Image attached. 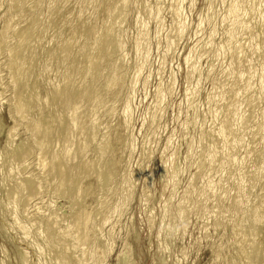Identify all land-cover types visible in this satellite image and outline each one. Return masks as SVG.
Returning <instances> with one entry per match:
<instances>
[{
    "label": "bare ground",
    "instance_id": "1",
    "mask_svg": "<svg viewBox=\"0 0 264 264\" xmlns=\"http://www.w3.org/2000/svg\"><path fill=\"white\" fill-rule=\"evenodd\" d=\"M30 1L31 0H12L11 4L6 6L7 8L5 9V13H7L8 18L0 32V53L4 52L6 55L5 56L3 53L4 57L6 58L3 57L5 59V63L2 62L4 64H2L0 68L3 69L2 72L5 73H3V75H6L5 77L7 78L6 83L9 86L8 88L11 87L9 89L11 95L8 94L10 95V98H7L9 101L6 100V102L8 105L7 114L12 121V125L9 126L6 131L5 144L0 154V173L1 179L4 182L5 187L3 188L7 201L5 208L7 209L10 217L13 219V230L19 231L21 233L23 241L25 239L28 240L27 238H29L28 236L30 235L36 239L34 240L36 243L38 242V239L41 240V247L38 244L36 245L39 246L37 247V255L39 257L45 256L48 258L50 262H48L49 264H103L104 260H106L108 256L109 249H111L110 252H112V248L114 246H112L113 244H111L109 240V243L102 242L101 239L103 238L101 233L104 227L108 225L114 216H116V219L119 220L117 217L119 215L118 213L122 210V206L127 204L129 196L131 195L129 183L128 186L124 183V185L127 186H125L126 189L123 188L124 186L121 188V194L119 195L120 201H116L119 203V206L118 204L117 206L113 204L116 207L107 206L106 201H108L109 197L106 198V201L104 200L97 204L95 203L96 205H94L92 208L87 206V201L92 200L96 192H98V190L100 191L101 188H104L103 186L107 187L106 184L111 182L114 179V176L115 179L119 176H116L115 174L117 173L115 172L117 163L120 161L113 158V153L118 145L125 144L128 141L126 136L123 137L117 135L119 128H127L126 130H129L128 125L130 124L129 120L131 115V105L128 98H126L127 100L125 101L123 107H120L121 122L118 123L114 129L115 137L113 139L110 138L107 131L110 126L108 125V127H105L107 125V123H105L106 125L103 128L104 133L101 134L99 141L96 140L98 138L96 135L99 133V129L102 128L100 122L101 120L98 118V115L102 113L104 117V113L107 114V116H109L108 122L109 120L113 119V116L116 114L118 115V113L115 114L117 110L114 102L117 98L121 97H119L118 90L121 88L123 80V77L119 75L118 71L120 68H124L127 60L125 58L127 57L125 53L119 55L118 58H112L113 56L115 57V53L118 52L120 54L122 49H124V46H126V40L124 39L126 34L123 37L124 34L122 33L125 30L123 31L122 25L126 23V7L128 6V0H84V5L81 3L83 5L81 7L82 9H80L77 14H73L75 13L73 11H76L74 8L72 11L73 13L68 12L66 15H64L63 9H65V6H68L69 3H67L65 0L61 2L59 0H46L45 2H42V0H32L33 3L30 5L32 8L29 7ZM183 1L184 0H174L172 1V4L170 3V15L174 21V26L171 32L169 31L170 36H167L168 39L166 38L165 40L166 51L174 50L179 38L184 34L185 20L183 21V13L181 10ZM222 1L227 2L228 4L227 9L225 10V17L223 16V22L227 24L226 35L228 38L221 46L222 48L223 46L225 48L227 46L229 49L230 47L233 49V54L231 53L232 55L229 58L228 67L229 72L232 74V81L229 82L230 87L228 89L224 88L221 80L217 82L215 81L216 83L215 85L213 84L214 87H212L213 90H210L212 92H210L209 97L207 96L208 99L210 97L212 98V96H215L216 98L213 106V116L216 120L220 117V124L218 125L219 129L217 130L218 135L220 134V136L223 137L222 144H217L215 142L211 143V146L209 147L210 149H208L209 152L207 151L208 154L206 156L210 160V166L208 165L210 169L208 172L206 169L207 173L205 175L209 189V193L207 194L211 195L212 193H217V197L215 200L212 199V201H214L212 202L210 208H208L204 203L201 207L197 206L201 202V199L204 195L202 189L205 188L203 187L202 189L197 190L194 188L197 176L200 175L202 169L204 168L203 163L204 161L207 162L205 156L201 154L204 156L203 159L205 160H203L201 157L200 158L202 160L198 159L201 161H198L199 164L197 172L194 177L192 176V181L190 180V184L187 185V189H185L183 192V196L176 207V214L180 218L182 224L185 226L189 224H186V222H188L187 218L192 211L195 210V214L198 210L202 211L203 218H212V226L215 232L229 229L232 237H240L242 239L241 242L244 245L243 247L235 245V248L233 246L235 255L230 260H228L229 264H264V249L261 245L262 236H264V120L259 121L256 124L254 123L255 125L251 124L252 119L255 117L257 119V116L253 118L256 113L254 111L257 108H259L261 117L264 118V107H259L258 105V103L260 104V102H258L259 99L264 100V11H261L260 4H257V2L256 4L255 2L253 4L251 3L252 1L250 2L249 0ZM64 2L67 4L65 5ZM156 3L157 4L154 8L147 7V4L145 5L143 0H138L137 3H134L135 5H133L134 10L132 9V16L135 22V34L133 43L131 42L133 45H131L133 46L132 51H134V56L132 55L133 63L129 67L131 69L130 72H132L131 79L128 82L129 84H127L128 89L130 90L129 92L134 90L136 87V82H138V79L140 78V74L146 70L145 66H147L146 62L149 54L148 25L150 21L157 20L155 21L157 22V29L155 33L156 36L158 35L161 28V20L163 18L160 20L159 15L162 10L161 5L163 3H159V1ZM87 5H92L94 10H98L100 5L106 7V10L104 9L105 11L103 12L100 23H98V18L94 19V21L91 23L86 22L84 18L85 15L82 16V13L85 12L84 8H87ZM43 8L46 9L47 15L45 17V21L42 22L44 23L42 28L38 30L36 27L39 24V20L42 21L40 19L42 16L40 13L42 12L41 9L43 10ZM23 9H25L26 12ZM257 9H260L262 13L259 21L262 38L261 41L259 40L260 42L257 48H255L256 50H254V54L258 53L260 55V64L258 63L259 69H255V67H253L254 64L251 63L249 56L247 57L244 54L246 49L245 44L247 46L248 43H237L239 35L243 33H238V35L237 29L241 27L244 30L249 22H251V20H249L250 14ZM87 14L88 13H86L87 18H89L90 15H93L89 13V16H87ZM97 14L95 13V15ZM16 17H18L19 20L23 19V23H21V25H19V22H16L18 20ZM211 18H213V16ZM87 21H91V19ZM199 22L200 23L198 24L200 27V25L203 24V21ZM50 30L54 31L52 32L53 34L51 33L52 35H50L51 40H54V38H61L64 34V37H62L63 39H61L56 45L54 44V47L52 48L49 47L53 46V41L51 42L52 45L51 43H48V46H46L47 43H44L47 31ZM249 31L246 32L249 33ZM243 35L241 37H243ZM158 37L160 38V36ZM208 37L209 38L206 41L204 40L205 42L201 47L204 51L208 47L212 46L210 45V42H213L211 40L213 37V31H210ZM248 40H246V42ZM191 53L186 54L184 57L187 78L197 72V63L192 59ZM214 57L215 56L213 55V58ZM162 61L159 63L160 67L166 65L165 61ZM197 61H199V59ZM129 62H131V60ZM37 66L41 70L39 71L40 74L36 73ZM239 67H242V69ZM126 69L125 73L127 72ZM162 72L163 71L161 68H159L156 73L157 79L160 77V75H162ZM229 72L227 71L226 73L228 74ZM256 72L258 73L256 74L257 78L255 77ZM1 74L2 73L0 70V81L2 82L5 77L3 76L4 78H2ZM50 75L53 77L52 80H50ZM40 79H42V83ZM168 79L170 82L169 85L171 86L170 87L168 85V92L170 94V91L174 86L172 84V74ZM148 81L149 78L147 74V77L144 79L142 89H144ZM158 81L161 84L159 79ZM254 82L257 84V87L255 88H253V84H255ZM224 83L227 85L225 81ZM5 84L3 83L0 89L1 100L3 99V94H5L4 90L7 89ZM189 84L190 82L188 85ZM185 87L188 86L186 85ZM257 89L260 90L261 97L256 96L255 93ZM158 90L156 92V96H153L155 101L152 100L155 102H152L155 105H160V103L163 102V96H165L163 95L161 97V93L158 92ZM194 90L195 89L191 90V88L190 90L188 88L184 90L186 92L185 96L188 95L186 97H189V100L194 97ZM42 92L45 95H41ZM122 93L123 92H121L120 95H122ZM227 99L229 100V103H226ZM117 102L121 103L120 101ZM155 105H153V107ZM152 108L149 109L152 110ZM155 108L153 109L154 111ZM223 108L226 109H224L225 112L222 110ZM155 113L157 112H154V114ZM148 114L151 113L148 112ZM151 115L153 118V112ZM157 115L155 114V117ZM251 117L252 119H250ZM104 120L105 119L102 121ZM115 121L117 122V118ZM115 124L116 123H114V125ZM110 125H112V123ZM20 127L22 128V134H24L25 137H22L23 139L19 140L18 145L13 147L12 142L16 136L15 132ZM155 133L156 130L154 132V136ZM245 137L247 139V146L249 147L247 150H245V152L243 151V155L241 154V157L237 159V155L235 156V154H237V147H242L239 146L238 143L243 144L242 140H244ZM198 138L200 137L198 136ZM213 140L216 139L214 138ZM218 140L220 139L218 138ZM92 144H94V148L92 150L93 155L90 157L89 148ZM147 146H145V148ZM130 148H132L131 145ZM145 148L142 150L139 160L146 159L145 153H147L149 157L151 151L149 152L148 149L146 152ZM221 153L223 156L224 153L226 154V161H222L219 158V156H222L219 155ZM176 155L174 152H172L170 156V170L174 169ZM218 171V178L213 182L214 179H211V173L215 172L214 174H216ZM234 171L236 172L234 173ZM120 174L123 176L124 172L123 174ZM171 176H173V173H170V177ZM175 177L176 176L172 177V185L174 188L176 186ZM125 180L128 181L129 179L126 178ZM146 184L147 183H145V185ZM166 187H168V185ZM111 193L109 192V195ZM46 194L47 197H45ZM143 194L144 192H142V195ZM190 196L194 197L195 201L193 203L195 204H190ZM53 198L65 199L64 201H66L67 208H69V213L62 215L58 208H54ZM147 198H149V196ZM96 199L99 200L98 198ZM226 199H228L227 203ZM144 200L146 201L145 198ZM170 201L171 200H166L163 206V212L166 213V211L169 209L168 207ZM43 208L46 210L43 211ZM30 209H33V211L31 212ZM44 212L46 213L45 215H43ZM120 216L121 215H119V217ZM111 221L113 222V220ZM112 222L109 224L110 226L109 229H107L108 231H106L105 235L107 237H112L113 235V233L111 235V230L113 227ZM60 223L62 224L60 225ZM225 232L222 233L224 234ZM111 237L109 239H111ZM109 246H112V248H109ZM231 248L229 249L231 250ZM74 251L77 253V255L72 256ZM125 251L126 250H124V252ZM220 253L223 252H221V249L219 248L213 250V260L215 263L218 261ZM109 255L111 254L109 253ZM22 256V259L24 262H26L28 260L27 256H24V254ZM223 260L225 261V258ZM120 264H122V262Z\"/></svg>",
    "mask_w": 264,
    "mask_h": 264
},
{
    "label": "rangeland",
    "instance_id": "2",
    "mask_svg": "<svg viewBox=\"0 0 264 264\" xmlns=\"http://www.w3.org/2000/svg\"><path fill=\"white\" fill-rule=\"evenodd\" d=\"M45 1L46 0H42V2H45ZM59 1L61 2L64 0H59ZM65 1L69 4L67 6L66 5L67 3L64 2L66 5L65 9H63L64 15L68 14V12H71V13L75 12L73 14H77L79 12V10L82 9L81 7L84 5V2H83L84 0H69V1L65 0ZM137 1L136 0H128V6L126 7V11H127V16H126V20H125L126 23L123 24L124 27L122 25L123 31L125 30L124 31L125 33L124 32L122 33V34H124L123 37L126 34V37L124 38L126 40L125 41L126 46H124V49H122V52L120 54L117 52L118 54L115 53V57L113 56V58H112V59L118 58L119 55L125 54V53H126L125 55L127 57V58H125V59H127L126 63H125V65H127V66L124 65V68L123 69L120 68L118 71L119 75L121 77H123L122 78L123 79L122 80V86L118 90L119 91V97L120 96L122 97V98L120 97L122 101L120 100V98H117L116 100L120 101L121 103L117 102L116 100L114 102V104L116 105L115 106L116 110L117 111L119 110L118 112L116 111L115 114L118 113V115L114 114L115 116L112 117L114 120L112 118H110V119H112V120H109L110 123L108 122L109 116H107V114H105L103 112L104 117H103L102 113L98 115V118H100V120H101L100 122H101L102 128L99 129V133H98L99 136H98V134L96 135V137H98L96 140L99 141L101 134L104 133L103 128L106 125L105 123H107V125L105 127H108V125L110 126L109 127L110 129L108 128L109 130L107 129V131H108V135L110 136V138L113 139L115 137L114 136V134H115L114 129L116 128V125H118V123L121 122V118H120L121 108L125 104V101L127 100L126 98H128L130 100L129 103L131 105V111H130L131 115H130V120H129L130 124L128 123L129 124L128 125L129 130H126L127 128L126 129L119 128L117 131L118 136H123V137L126 136L128 141L129 140L130 141H129V143L127 141V143H125V144L118 145L116 147L114 153H113V158L115 160L120 161V162L117 161L118 163H117L116 172H115V173H117V174H115L116 176L119 175L118 177H116V179L117 178L118 179L116 181L115 176H114V179L112 180L113 182L111 181L108 184H106L107 187L103 186L104 188L103 189L101 188L100 191L98 190V192H96V194L94 195L92 200L87 201L88 202L87 206H90L92 208L97 203L104 201V200L106 201L107 200L106 198L109 197L108 201H106L107 206L113 207L114 205L117 206V204L119 206V203H117L116 201L117 200L120 201L119 195L121 194L120 193L121 188L124 186L123 188L126 189V187L128 186V183H129L131 195L129 196V200H128L127 204L122 206V208H121L122 210L120 209L121 214H120V212L118 213L119 215H121L120 217H119V215L117 216L119 220H117L116 216H114L113 219H111V220H113V222L110 220L108 225L106 227H104V229L102 230V233H101L102 238H103V239H101V241L102 242H108V243L110 241L111 244H113L112 246H114L113 248H112V246H109V248L113 249L112 252H110L111 249H109L107 247L109 249V253L111 255H109V253H108V256L106 258L107 261L104 260L103 264H120L121 262H122V264H126V263L127 264H130V263L131 264H160V263L161 264H229L228 260H230L235 255V253H234L235 252V250H234L235 245L241 246V247H243V245H244L241 242L242 239L240 237H238V238L232 237L229 229H226L224 231L219 230V231L215 232L213 229V226H212V223H213L212 218H208V219L203 218V214H202L203 212L202 211L198 210V211H196V214L194 212L195 210L192 211L191 214H189V216L187 218L188 222H186V224L187 223H189V224H187L185 226L182 224L180 218L176 214L177 204L180 202V199L183 196V192L185 191V189H187V187H188L187 185H189L190 182L192 181L191 180L192 176L193 177L195 176V174L197 172L198 164L204 158V156H205L207 162L204 161V163H203L204 164L203 165L204 170L202 169L200 175L197 176V179H196V182L194 185V188L196 190L202 189L203 187H205L202 189L203 194H204L203 198L201 199V202L197 206L201 207V206H203V203H204L208 208H210L212 202L217 197L216 196L217 193H212L213 195L209 194L210 196L207 194V193H209V189H208V184L206 182L205 175L208 172V170L210 169V167H209L210 166V163H209L210 160L206 156L209 152L208 149H210L209 147L211 146V143L215 142L217 144H222L223 143L222 142L223 137L220 136V134L218 135V130H217V129H219L218 125L220 124L219 123L220 117L217 119L219 121H217L216 119H214V116H213V106H214V102L216 101L215 100L216 98H215V96H212V98L210 97L208 99V97H209L210 92H212L210 90H213L212 87H214V85L217 81L221 80L224 88H226V89H228L230 87L229 82L232 81V74L229 72L228 67H229V58L233 54V49H232V47H230V49H229L227 46H226V48L224 46L222 48V46H221L222 44H224V42L228 38V36L226 35L227 24H225L223 22L225 14H226L225 10L227 9L228 4H227V2H224L222 0H216V1L215 0H195V1L194 0H184L183 5L181 7V10L183 13L182 18H183V21L185 20L184 21L185 22L184 34L182 35V37L179 38V41L177 43L178 47L176 45L174 50H170L171 51L170 52V51H166V48H165L166 47V44H165L166 41L165 40H166V38L168 39V37L170 36L169 31L171 32V30L174 26L173 25L174 21L170 15L171 14L170 13L171 12L170 6L172 4V1H174V0H157V1L156 0H143L145 5L147 4L146 6L149 8H154L157 4L156 2H158V1H159V3H163L161 5L162 10H161L160 15H159L160 20L162 18L163 19L161 20V28H160L157 36L155 35L156 29H157L156 28L157 22H155V21H157V20H151L149 25H148V29H149V46H148L149 51L148 52H149V54H148L147 62H146L147 66H145L146 70H144L145 68L143 69L145 72L143 71L140 74V78L138 79V82H136V85H135L136 87L134 88V90L132 92H129L130 90L128 89L127 84H129L128 82L131 79V75H132L131 74L132 72H130L131 69L129 67L133 63L134 51H132V48H133L132 43H133V38H134V34H135L134 33L135 32V28H134L135 22H134V19L132 16L133 15L132 9L134 10L133 5H135L134 3H137ZM249 1L250 2L252 1L251 3H253V4H254V2H255V4L257 2V4L261 5L260 6L261 11H264V3H263L264 0H257V1L256 0H249ZM11 2H12V0H0V3H1L0 4L1 9L0 10L1 11L3 10L2 12L0 11V32H1L2 28L4 27L5 22L8 18L7 13H5V11H6L5 9L7 8L6 6H8V4L10 5ZM221 2H222V4H221ZM32 3H33V1L31 0L29 3V7H30V5H32ZM223 7H225V8H223ZM30 8H32V6ZM93 8L94 7L92 5H87V8H84L85 12L83 11L84 13H82V16L85 15L84 18H85L87 23L88 22L91 23L94 21V19H97V18H98L97 20H99L98 23H100L101 22L100 20H102L103 12L106 10V7L103 5H100L98 10L100 9L101 11L100 10L99 11L94 10ZM73 9L76 11H73ZM88 9H89V11H88ZM90 9H92L94 11H92ZM23 10L26 12L25 9H23ZM41 11L42 12L40 14L42 16L40 17V19L42 21L39 20V24L36 27V28H38V30L42 28V26L44 24L42 22L45 21V17L47 15L46 9L43 8V10L41 9ZM129 11H130V14H129ZM261 11H260V9L254 10V12L250 14L249 20H251V22H249V20H248L249 24L247 22L248 25L244 28V30L241 27L238 28L239 30L237 29V31H238L237 34L238 33L240 34L243 32L240 35L238 34L239 37L237 39L238 40L237 43H239V42H240V44L241 43L243 44V42L248 43L247 46L245 44L246 49H245L244 54L247 57L249 56L251 63L254 64V66L253 65L252 66L255 67V69H259L258 63L260 64V61H259L260 55L258 53L254 54V50H256L255 48H257V46H258V44L262 38V34H261L260 26H259L260 17L262 14ZM94 12L96 14L97 13L98 14L95 15ZM86 13H88L87 16H89V13H91L93 15H90L89 18H87ZM99 14L101 17L99 16ZM94 16H95V18H94ZM212 16H213V18H211ZM16 18H18V17H16ZM16 18H14V19H16ZM89 19H91V21H87ZM206 19H208V20H206ZM18 20H19V18H18ZM18 20L16 22H19V25H21V23H23V19H20L19 21ZM199 21H203V24L200 25L201 29H200L199 24H198V23H200ZM220 22H222V23H220ZM245 29H247V30H245ZM200 30H202V31H200ZM249 30H251V31H249ZM210 31H213V37L211 39L213 42H210L211 43L210 45H212V46L208 47L206 49L207 51L206 50L204 51L201 47H202L203 43L209 38L208 36H209ZM239 31H241V32H239ZM244 31H245V33H244ZM246 31H249V33ZM52 32H54V31H52V30L47 31V35H46L47 39H46V37L44 39L45 40L44 43L45 44L47 43L46 46H48V43H51L53 41L52 42L53 46H50L49 48L54 47V44L56 45L57 43H59V41L61 39H63L62 37H64V34H63L61 38H58V39L54 38V40H51L50 35L53 34ZM243 34H245V35L247 34L246 37ZM242 35H243V37H241ZM158 36H160V38ZM246 40H248V41L246 42ZM249 42L251 45L249 44ZM44 43H43V45H44ZM52 43H51V45H52ZM150 43H151V45H150ZM129 48H130V50H129ZM167 52H169V53H167ZM217 52H219V53H217ZM3 53L4 52L0 53V66L5 63L4 58H6V57H4L5 53H4V55H3ZM188 53L192 54V59L197 63L196 64L197 72H195V74H192L191 75L192 77L189 76L190 79H189V77L187 78V76H186V68L184 65V57ZM213 55L215 56L214 58H213ZM162 57H164V58H162ZM198 59H199V61H197ZM130 60H131V62H129ZM162 60H164L166 63L165 66L163 65L164 67L163 66L160 67V64H159V63H161ZM164 61H162V62H164ZM2 62H4V63H2ZM216 64H217V66H216ZM159 68H161V70L163 71L162 75H160V77H158L161 84L159 83L158 79L156 78V76H157L156 73L159 70ZM36 69H37L36 73L40 74L39 71H41V70L38 68V66ZM125 69L127 70L128 73L127 72L125 73ZM179 69H180V71H179ZM240 69H242V67ZM0 70L2 73L1 77L4 78L6 75H3V73H4V72H2L3 69L0 68ZM120 70L121 71L124 70V71L121 72ZM218 70H220V71H218ZM227 71L229 72L228 73L229 75L226 73ZM257 72L255 73V77H256V74H258ZM125 74H127L128 76ZM147 74H148L149 81L146 83V85L144 87L145 90H144V89H142L143 88V82H144L145 77H147ZM150 74H151V76H150ZM171 74L173 76L172 84L174 86L172 85L173 87H172L170 94H169L168 89L170 86L169 85L170 82H169L168 78H169V76H171ZM51 75H50V80H52V78H53ZM226 75H227V77H226ZM124 78H125V80H124ZM186 78H187V81H186ZM197 80H199V81H197ZM40 81L42 83V79H40ZM224 81L227 83V85L224 83ZM6 82H7L6 77H5V79L2 80V82L0 81V89L2 87V84L3 83L5 84ZM123 82H124V84H123ZM187 82L188 83L190 82V84H189L190 86L188 85ZM185 84L188 87H185L186 86ZM196 84L198 85L199 88L197 87ZM5 85L7 87V89H6L7 91L4 90L6 95L3 94L4 95L3 99H2L3 101L0 98V154H1V150L3 149L4 144H5L6 131H7L8 127L12 125V121L7 114L8 105L6 102V100L9 101V99H7V98H10L11 92L9 89L11 87L8 88L9 86L7 85V83ZM253 86H254L253 88H255V87H257V84L255 83V84H253ZM122 88H123V91H122ZM156 88H158L159 90ZM186 88H188L189 90H190V88H191V90H193V89L196 90V92L194 90V97L191 98L192 101L189 100L190 99L189 97H186L188 95L185 96L186 92L184 90ZM157 90H158V92L161 93L160 94L161 97L163 95H165V96H163V99H162L163 102L161 101L162 103H160L161 107L158 104L157 105L153 104V103H155V102H153V101H155V98L153 96H156ZM40 91H42V90H40ZM120 91L123 92L122 95H120L121 94ZM128 92L130 93L131 96L129 95ZM8 94H10V95H8ZM255 94L257 97H261L260 90L257 89ZM41 95H45V94L42 92ZM258 102H260V104L258 103L259 107H264V105H263L264 100L263 99H259ZM226 103H229L228 99H227ZM152 104L155 106L153 107ZM194 104H195V106H194ZM156 106H158L160 109ZM155 107L157 108V110ZM162 107H164V108H162ZM149 108H152V110L155 108V111L154 110L152 111ZM207 108H208V110H207ZM224 109L225 108H223L222 110L225 112L226 109L225 110ZM132 111H133V113H132ZM179 111H180V113H179ZM148 112L151 114L153 112L154 117H155V114L157 115V113H158V115H157L158 117L156 116L155 117L156 119L154 117L152 118V115L148 114ZM154 112H157V113L154 114ZM254 112H256V113L253 116V118L255 116H257V119H256V117L254 119H252V117L250 118V119H252V123H251L252 125H255L257 122L264 120V118H262L260 113H259V108H257ZM221 113L224 114L223 112H221ZM105 115H106V117H105ZM131 116H132V119H131ZM210 117H211V119H210ZM116 118H117V122L115 121ZM150 118H152L154 120H152ZM103 119H105V120L107 119V120L106 121L104 120L105 121L104 122V121H102ZM202 120H203L204 124H203ZM148 121H150V122H148ZM111 123H112V125H110ZM114 123H116V124L114 125ZM208 124H209V127H208ZM252 125H249V126H252ZM18 129L15 132L16 136L12 142L13 147H16L19 143V140L23 139L25 137L24 134H22L23 133L22 128L20 127ZM210 129L213 131H211ZM155 130H156V133L154 136ZM126 131L130 136L126 133ZM208 132H209V134H208ZM198 136L200 138H198ZM153 137H154V139H153ZM237 137H239V136H237ZM146 138H149V139H146ZM214 138L216 140H213ZM218 138L220 140H218ZM144 140H145V143H144ZM203 141H204V143H203ZM142 143H144V144H142ZM242 143L243 144L238 143L239 146H242V147H237V152H236L237 154H235V156L237 155V157H236L237 159L239 157H241V154L243 155L245 150H247L249 147V146H247L246 137L244 138V140H242ZM130 145L133 149L130 148ZM91 146L89 148L90 149L89 150V156L90 157L93 155L92 150L94 148V144H92ZM145 146H147L149 148H147V147L145 148ZM191 147L192 148L194 147L193 150ZM197 147H199V148H197ZM200 147L202 150L200 149ZM144 148H145L146 152L149 149V152L151 151L152 154H151V152H150V154L148 152V154H149V157H148L147 153H145L146 159H144V160L140 159L139 160L140 154ZM203 149H204V151H203ZM172 152H174L175 155L177 152V155H176V159H175L174 169L170 170V168H169L170 167V156H171ZM179 152H180V154H179ZM201 152H203V153H201ZM201 154H203L204 156ZM219 155H222V156H219ZM219 155L218 156L222 161L223 160L226 161L227 156L225 153H224V156L222 153ZM198 159H201V160H198ZM196 160H197V162H196ZM203 160H205V159H203ZM141 163H142V165H141ZM123 165H124V167H123ZM206 169H207V172H206ZM123 172H124V174H123ZM169 172L173 173V176L177 177V178L175 177V181H176L175 188L172 185V177L173 176L170 177ZM235 172L236 171H234V173ZM120 173H122L123 176ZM214 173L215 172L211 173V176H212L211 179L212 180L214 179L213 182L217 180L219 171L216 174H214ZM213 174H214V177H213ZM215 175H217V176H215ZM127 176H129V177H127ZM122 178L123 179L127 178L129 180L127 181L124 179V181H123ZM132 179H134V180H132ZM143 180H144V182H143ZM124 183L127 184V186L124 185ZM145 183H147L148 185L147 184L145 185ZM121 184H123V185H121ZM167 185H168V187H166ZM3 187H5V186H4V182L1 179V173H0V218H1L0 219V223H1L0 224V264H40V263L41 264H49L50 262H49L48 258H46L45 256L39 257L37 255V247H39V246L41 247V245H42V242L40 239H38V242L36 243L34 241L36 239L34 237H32V235H30V236H28L29 238H27L28 240L25 239L23 241L22 240L23 238L21 237L22 236L21 233L19 231L13 230L14 229V228H12V227H14L13 223H12L13 219L10 217L9 213L7 212V209L5 208L7 201H6L5 191H4ZM143 187H145V188H143ZM145 189H147V190H145ZM206 189H208V190H206ZM141 191L144 192L143 195H142ZM145 191H146V193H145ZM109 192L110 193L112 192V193L109 195ZM171 192H173V193H171ZM146 194L149 196V198H147L148 196ZM145 195H146V197H145ZM170 196H172L173 198ZM45 197H47V194ZM103 197H104V199H103ZM96 198H98L99 200H97ZM144 198L146 199V201L144 200ZM101 199H103V200H101ZM165 199L171 200L169 203V207H168L169 209L166 211V213L163 212L164 211L163 206L166 202ZM212 199H214V200L212 201ZM64 200L65 199H62V198H59V199L53 198L54 208H56V209L58 208L60 210V213H62V215H66L69 213V208H67L66 201H64ZM226 200L225 201L227 203L228 199H226ZM194 201H195L194 197L190 196V204H195V203H193ZM108 202H109V204H108ZM35 203H37V202H35ZM64 204L66 207L64 206ZM116 206H114V207H116ZM90 207H87V208H90ZM44 210H46V209L43 208V211ZM30 211L32 212L33 209H30ZM163 213H164V215H163ZM45 214L46 213L44 212L43 215H45ZM164 217H165V219H164ZM7 222H8V224H7ZM111 222L113 225L112 230H111L112 231L111 235H112V233H113V235H112V237L110 236L111 239H109L110 237H107L105 234H106V231H108L107 229H109V226H110L109 224H111ZM114 222H115V225H114ZM61 224L62 223H60V225ZM114 226H116V227H114ZM14 232H16V233H14ZM103 232H104V234H103ZM213 232L215 233V235ZM222 232H225V233L223 234ZM158 240H159V242H158ZM6 242H7V244H6ZM13 244H14V246H13ZM37 244L39 246H36ZM32 245H33V247H32ZM261 245L264 249V236H262ZM231 246H232V248H231ZM233 246H234V248H233ZM218 248L221 249V252H223V253H220V257L218 258V261H216V263H215V261L213 260V250L218 249ZM227 248H228V250H227ZM229 248H231V250ZM124 250H126V251L124 252ZM130 252H131V254H130ZM73 253H72V256L77 255V253L75 251ZM23 254H24V256H27L28 260L26 262H24V260L22 259ZM167 255H168V257H167ZM126 256H128L130 259ZM224 258H225V261L223 260ZM221 259H222V261H221ZM128 260L131 262H129Z\"/></svg>",
    "mask_w": 264,
    "mask_h": 264
}]
</instances>
